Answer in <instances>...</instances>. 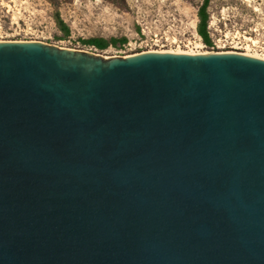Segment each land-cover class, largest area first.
Segmentation results:
<instances>
[{
  "label": "water",
  "instance_id": "obj_1",
  "mask_svg": "<svg viewBox=\"0 0 264 264\" xmlns=\"http://www.w3.org/2000/svg\"><path fill=\"white\" fill-rule=\"evenodd\" d=\"M0 264H264V60L0 42Z\"/></svg>",
  "mask_w": 264,
  "mask_h": 264
},
{
  "label": "rangeland",
  "instance_id": "obj_2",
  "mask_svg": "<svg viewBox=\"0 0 264 264\" xmlns=\"http://www.w3.org/2000/svg\"><path fill=\"white\" fill-rule=\"evenodd\" d=\"M69 28L62 37L49 0H0V42H39L95 55L126 57L149 51L248 52L264 57V0H209L211 46L196 34L202 0H57ZM92 37L125 38L98 50Z\"/></svg>",
  "mask_w": 264,
  "mask_h": 264
},
{
  "label": "trees",
  "instance_id": "obj_3",
  "mask_svg": "<svg viewBox=\"0 0 264 264\" xmlns=\"http://www.w3.org/2000/svg\"><path fill=\"white\" fill-rule=\"evenodd\" d=\"M50 3L54 6V14L53 19L57 29L62 33V37H67L69 35V28L63 22L60 17L59 10H58V1L57 0H49ZM209 0H202L201 5L197 8V19L198 22L196 24L195 30L196 34L202 40L204 45L211 46L209 34L207 31V6ZM126 42L125 38H115L111 37L109 39L101 38V37H92L88 39L81 40V43L86 46L93 47L98 50H104L109 46L116 47L117 45H122Z\"/></svg>",
  "mask_w": 264,
  "mask_h": 264
},
{
  "label": "bare ground",
  "instance_id": "obj_4",
  "mask_svg": "<svg viewBox=\"0 0 264 264\" xmlns=\"http://www.w3.org/2000/svg\"><path fill=\"white\" fill-rule=\"evenodd\" d=\"M149 52H160V53L167 52V53H173V54H211V53H215V52H196V51H193V50L183 51V50H180V49L170 50V51H163L162 50V51H149ZM228 53H235V52H228ZM239 54H243L245 56H250V57H253V58H258L260 60H264V57H261V56H258V55H254V54H251V53H248V52L239 53Z\"/></svg>",
  "mask_w": 264,
  "mask_h": 264
}]
</instances>
